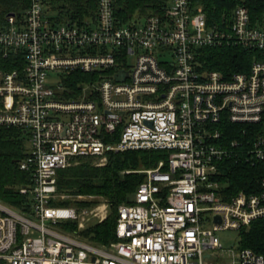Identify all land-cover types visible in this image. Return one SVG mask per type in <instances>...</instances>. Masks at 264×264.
Listing matches in <instances>:
<instances>
[{
    "label": "built area",
    "instance_id": "1",
    "mask_svg": "<svg viewBox=\"0 0 264 264\" xmlns=\"http://www.w3.org/2000/svg\"><path fill=\"white\" fill-rule=\"evenodd\" d=\"M125 1L97 0L92 18L57 23L43 0H30L0 21V128L27 137L18 166L31 176L19 188L27 213L0 203V264H264L241 247L225 258L214 234L264 218V176L256 191L226 200L215 180L225 160L264 162V21L246 5L264 0H222L235 4L217 21L202 0H149L147 13L123 17ZM223 47L262 57L247 72L205 69L206 51ZM54 71L104 74L54 88ZM225 122L261 128L225 140ZM126 151L165 158L118 207L117 240L91 245L79 232L99 214L51 206L57 173ZM71 222L75 230H61Z\"/></svg>",
    "mask_w": 264,
    "mask_h": 264
},
{
    "label": "trees",
    "instance_id": "2",
    "mask_svg": "<svg viewBox=\"0 0 264 264\" xmlns=\"http://www.w3.org/2000/svg\"><path fill=\"white\" fill-rule=\"evenodd\" d=\"M30 0H0V21L10 12L23 11L29 5ZM57 23H63L66 19L92 18L96 11L97 0H43ZM204 11L209 21L219 20L222 13L231 9L235 1L202 0ZM149 0H126L122 10L123 17L130 16L136 11L140 14L150 11L147 4ZM251 19L264 21V3L248 1ZM152 12V10H151ZM204 68L217 70L225 74L247 72L255 60L262 56L259 51H249L237 47H223L208 49ZM5 69H13L6 63ZM1 67V68H2ZM72 82L68 87L76 86V83L89 82L104 72L83 73L75 71ZM69 98V97H67ZM225 140H244L261 126L239 125L223 123ZM246 134L243 136V131ZM23 132L17 129L0 128V203L13 210L25 214L29 211L30 197L19 193V188L30 183L29 173L19 169L26 151L22 144ZM165 158L161 151H126L109 154L105 166H95L90 159L81 158L76 164L60 170L56 177V195L50 202L56 207H88L91 208L105 200L109 206V213L105 220L93 224L80 233L82 239L94 246H107L115 242V227L117 222V209L120 205L128 203L136 192L137 187L145 181V175L137 171L141 168H155L158 162ZM166 170V166L163 168ZM220 175L215 178L223 186V198L240 191L250 193L256 191L259 180L264 176V162L251 163L245 160L228 159L219 165ZM78 198H82L78 200ZM69 230L76 228V223H68ZM63 231L67 230L61 228ZM241 248L251 249L264 256V218L252 222L248 229L241 230Z\"/></svg>",
    "mask_w": 264,
    "mask_h": 264
},
{
    "label": "rangeland",
    "instance_id": "3",
    "mask_svg": "<svg viewBox=\"0 0 264 264\" xmlns=\"http://www.w3.org/2000/svg\"><path fill=\"white\" fill-rule=\"evenodd\" d=\"M17 11V10H16ZM14 10V12H16ZM229 11V10H227ZM230 12V11H229ZM128 62H132L130 59H128ZM59 71H54V72H50L47 76V80H46V83L48 85H51L53 86L54 88H56L59 84H63V86H67V84L69 82H72V79H73V75L72 73L70 74H64V73H58ZM75 72V71H74ZM73 72V73H74ZM81 83V82H80ZM77 85V83H76ZM73 87H76V86H73ZM22 144H23V147L25 148V151L27 152L28 151V143H27V137L24 135L23 136V139H22ZM94 165H102V166H105L108 162V156H107V160L103 161V162H99L96 161V160H93L91 159L90 160ZM147 170V169H143L141 168L140 170H138L137 172L140 173V174H143V172ZM82 198H78V200H81ZM72 208H75V207H72ZM77 210H85L87 209L88 211H91L92 213H98L99 214V220L100 221H97L96 218L90 216V218L88 219V217H86V220H85V230L86 228L92 226L93 224H96V223H99V222H102L103 220H105L108 216V213H109V206L107 204V202L103 199H101V201L99 203H97L95 206L91 207V208H88V207H79V208H75ZM91 213L89 212V214L87 216H89ZM104 218V219H102ZM65 227V226H64ZM77 227V225H76ZM67 229H70L68 228V225L66 227ZM249 227L245 228V229H248ZM75 230V228H74ZM84 229L82 231L79 232V237L82 239V236L80 235L81 232H83ZM215 236L218 238L221 246H222V250H223V253H224V257L227 258L229 252H232V251H236L239 247H240V244H241V239H242V236H241V233L239 230H233V229H226V230H223V231H218V232H215L214 233ZM221 260H224L222 258H220Z\"/></svg>",
    "mask_w": 264,
    "mask_h": 264
},
{
    "label": "water",
    "instance_id": "4",
    "mask_svg": "<svg viewBox=\"0 0 264 264\" xmlns=\"http://www.w3.org/2000/svg\"><path fill=\"white\" fill-rule=\"evenodd\" d=\"M116 78H117V79H120L119 76H116ZM215 219H216L217 222H219V218H218V217H216Z\"/></svg>",
    "mask_w": 264,
    "mask_h": 264
}]
</instances>
